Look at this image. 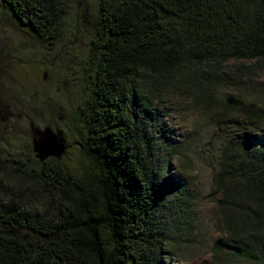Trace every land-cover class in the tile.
<instances>
[{
	"label": "trees",
	"instance_id": "16d2710c",
	"mask_svg": "<svg viewBox=\"0 0 264 264\" xmlns=\"http://www.w3.org/2000/svg\"><path fill=\"white\" fill-rule=\"evenodd\" d=\"M83 1L0 0L35 39L57 43L60 28L72 29L88 43L93 81L76 113L86 127L81 169L40 163L32 143L26 160L0 159V264H168L184 250L197 202L171 176L187 144L168 138L159 109L169 99L212 114L222 130L240 119L258 134L221 139L213 187L226 239L212 255L264 264V90L257 105L231 93L239 108L217 97L264 74V0Z\"/></svg>",
	"mask_w": 264,
	"mask_h": 264
},
{
	"label": "rangeland",
	"instance_id": "374dc122",
	"mask_svg": "<svg viewBox=\"0 0 264 264\" xmlns=\"http://www.w3.org/2000/svg\"><path fill=\"white\" fill-rule=\"evenodd\" d=\"M86 1L82 4H91ZM69 16L74 17L73 11ZM59 30V41L50 45L35 39L0 8V159L26 160L33 139L30 125L39 130L50 128L65 141V154L59 164L76 173L83 167L81 153L86 132L76 113L82 100L90 96L93 81L84 70L88 43L74 38L72 29ZM246 82L219 89L217 97L224 101L226 96L239 92L249 105L261 103L264 74ZM159 111L169 140L178 146L187 144L171 161V176L191 189L197 202L193 239L168 264H213L212 247L226 239L216 212L219 197L213 187L224 144L221 139L229 136L252 142L258 134L240 119L238 125L232 120L228 129L222 130L212 114L196 110L183 99H169Z\"/></svg>",
	"mask_w": 264,
	"mask_h": 264
},
{
	"label": "water",
	"instance_id": "95a60500",
	"mask_svg": "<svg viewBox=\"0 0 264 264\" xmlns=\"http://www.w3.org/2000/svg\"><path fill=\"white\" fill-rule=\"evenodd\" d=\"M224 102L227 106L233 108L243 106L242 101L235 99L232 96H226ZM30 131L33 137L32 152L35 159L40 163H43L48 159L59 160L65 154L66 147L64 143L50 128L39 130L30 126Z\"/></svg>",
	"mask_w": 264,
	"mask_h": 264
}]
</instances>
